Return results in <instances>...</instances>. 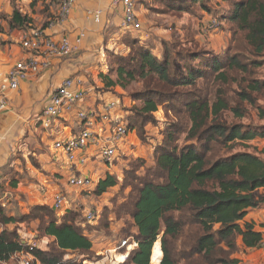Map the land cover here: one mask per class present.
<instances>
[{
    "label": "trees",
    "instance_id": "trees-1",
    "mask_svg": "<svg viewBox=\"0 0 264 264\" xmlns=\"http://www.w3.org/2000/svg\"><path fill=\"white\" fill-rule=\"evenodd\" d=\"M160 1L180 15L190 13L191 5L197 2ZM217 19L218 26L229 23L231 27L228 52L238 47L248 49L253 60L210 56L201 51L183 53L187 51L176 44V39H172L168 47L163 44L156 55L155 47L129 35L122 36L124 54H109V73L116 74L118 82L141 81L144 87L143 93L138 95L142 107L135 110L134 118L128 123L121 120L129 130L143 131L145 126L155 122L154 116L160 107L178 102L180 106L174 105L171 110L176 112L180 107L185 110L191 123L189 137L197 141V144L175 147L176 131H171L166 134L163 145L156 149L155 169L148 172L150 177L138 181L125 173L124 184L131 188L128 207L137 231L132 239L137 247L123 264H149L153 244L161 232L160 264H179L181 260L187 264H240L233 258L240 251L238 241L244 249L256 248L262 242V234L256 232L245 217L249 210L264 203V196L259 193L264 189V159L245 143L264 138V131L257 133L241 131L238 126L227 127L220 116L229 110L235 117L243 118L246 112L241 105L245 102L253 107L252 94L264 90V80L252 78L253 70L264 66V0H236L233 12ZM32 23L29 17L13 10L8 27L21 31L31 28ZM123 32L132 33L130 30ZM237 34H241L238 39ZM236 42H243V48L233 47ZM180 61L187 62L183 69ZM223 69L244 76L235 81L240 91L232 102L237 106L230 107L220 89L210 100L201 97L196 88L198 80L210 76H215L222 84L228 83ZM186 88L193 90L191 95L180 92ZM234 142L243 143L244 149L227 156L219 155ZM117 181L115 176L106 174L92 193L102 196L114 188ZM72 212L67 210L57 215L47 207L32 208L19 221L39 220L38 230L45 237L53 238V245L46 251L30 248L21 242L16 231L3 230L0 232V264L20 252L30 254L31 264H79L82 257L76 256L91 253L92 243L84 235L88 231L75 225L76 217ZM173 214L178 216L174 218ZM17 222L0 209V224ZM191 229L192 233L188 234ZM184 234L187 240L192 234L191 243L182 240ZM167 238L188 251H177Z\"/></svg>",
    "mask_w": 264,
    "mask_h": 264
},
{
    "label": "rangeland",
    "instance_id": "rangeland-1",
    "mask_svg": "<svg viewBox=\"0 0 264 264\" xmlns=\"http://www.w3.org/2000/svg\"><path fill=\"white\" fill-rule=\"evenodd\" d=\"M132 1L135 5V11L141 6L148 11L146 12L148 13V17L145 20L146 26L142 34L121 32L118 26L115 25L118 22V18L109 17L108 25L111 29L104 26L100 30L97 35L100 39L98 46L89 50H80L77 54L73 52L68 57L62 58L70 65V71L75 70V73L69 77L79 76L84 78L86 87L91 91L90 101L94 98L95 100L113 99L117 101L119 108L117 115L121 117L124 123H128L129 119H133L135 110L142 107L138 95L143 93L144 87L141 81L118 82L116 74L109 73V54L121 55L126 51L123 48L122 41L124 40L122 36H142L143 39L141 40L145 43H151V40H154L158 44L159 51L164 47L163 44L168 47L172 39H176V44H181V46H184L182 49L187 51H183V53L192 54L201 51L208 55L216 54L218 57L226 55L244 57L248 61L253 60L248 49L241 50L238 47L233 49L232 52H228L231 27L229 23H223L222 26H218L217 18L226 17L232 13L236 0H197L194 5H191V12L182 15L171 10V8H166L160 0ZM59 4V0H0V33L4 34L6 30L15 33V35L19 33L20 45V39L27 30L46 27L48 21L53 18L52 13L54 15L57 13ZM13 10L18 11L22 16L29 17L33 22L31 28L21 31L10 30L8 20ZM89 11L92 10L86 11V14ZM212 21H215L214 27L211 26ZM119 31V35L113 37ZM239 35L241 34H237L236 39H238ZM112 40H114V43L111 42ZM236 43L237 45L233 47L243 45V42ZM159 51L155 52V54L158 55ZM196 63L192 62V64ZM186 64V61H180L182 69ZM198 67L201 68V66ZM222 71L227 74L228 83L222 84L215 76H210L204 80H198L196 88L200 90L201 97H206L210 100L213 99L214 92L220 89L226 95L225 99L229 106H237L238 104L232 102L237 98L236 93L240 91L238 82L235 81L237 78H244V76L240 73L236 75L234 72H228L227 69ZM252 74L253 79L264 80V66L254 69ZM252 78L250 77V79ZM192 91L186 88L180 92L190 93L191 95ZM252 98L255 101L253 107L245 102L241 105L246 112L243 118H237L229 110H226L221 113L220 121L227 127L238 126L241 131L248 130L257 133L264 131V90L252 94ZM89 99L87 98V101ZM174 105L180 106L177 102L168 103L163 108L160 107L155 113V122L153 124L145 126L141 132L135 129L127 136L122 146L118 149L115 167L109 170L111 174L108 173L117 178V185L108 189L105 194L99 197L95 196L92 191L97 184L99 175H102L103 168L100 167V164L89 163L83 169L86 175L93 180V185L90 188L91 193H76L65 186L67 171L60 172L63 178L59 180L49 164L48 159L51 157L53 137L48 138L47 142L38 140L36 143L29 139L28 135L24 136L0 167V209L3 210L7 217L18 220L14 224H0V232L3 230L16 231L21 240L31 243L36 249H43L41 251L48 250L53 245V240L45 237L38 230L40 221H19V219L25 217L34 207L41 206L50 209L54 195L59 192H67L70 201L69 208L76 217L75 225L88 231L84 235L92 243L91 253L76 256V258L82 257L80 259L95 260L105 259L106 257L108 262L114 256L113 254L118 255V252H124L123 249H119L121 242L125 240L132 245L134 241L132 237L137 233L130 216V208L128 207L131 188L124 184L125 173L130 174L127 175L129 178H134L138 181L148 176L150 177L148 172L155 169L156 149L163 145L166 134L171 131H176L174 137L176 140L173 143L175 147L182 148L197 144L196 140L193 141L189 137L191 123L185 110L180 107L176 112L172 111L171 109L174 108ZM64 124L69 129L75 126L73 122H65ZM249 147L254 146L251 145ZM228 148L221 150L219 155L227 156L241 152L244 149V145L241 142H234L229 144ZM55 183H57L58 188L54 186ZM87 213L94 214L95 220L89 222L85 217ZM177 216V214H173L174 218ZM189 233H192V229L189 230ZM185 234H187V231H185ZM185 234V238H182V240L191 243L192 234L189 240H187ZM171 242L172 240L169 239V243ZM161 243L162 232L157 237L154 246L157 244L156 246L159 248ZM172 244L177 251L184 253L188 251L185 247L180 246L178 242H172ZM161 257L157 261H153L151 258L149 264H158ZM115 258L117 261L123 259L121 256H115ZM179 264L187 263L181 260Z\"/></svg>",
    "mask_w": 264,
    "mask_h": 264
},
{
    "label": "built area",
    "instance_id": "built-area-1",
    "mask_svg": "<svg viewBox=\"0 0 264 264\" xmlns=\"http://www.w3.org/2000/svg\"><path fill=\"white\" fill-rule=\"evenodd\" d=\"M59 1L57 13L48 21L45 28L30 29L22 35L20 46L25 51V56L14 64L0 83V112L7 108L5 96L7 91H17L20 81L48 69L52 59H62L74 52L75 46L71 45L66 36L51 33L54 28H61L64 25L74 6V0ZM111 6L121 7L122 29L137 31L140 28L132 0H111ZM87 15L94 23L99 24L102 12L92 10ZM211 26H215V21H212ZM82 38L81 33L76 43ZM87 95L88 88L83 77H67L51 92L44 108L35 119L38 126L49 131L53 137L50 160L57 168V175L62 179L60 172L67 171L65 186L76 193H91L93 180L83 171L89 163H98L103 168L98 180L106 173L111 174L109 170L115 167L118 149L133 132L117 115L119 109L116 100L97 99L90 106L86 104ZM65 122H73L75 126L69 129ZM69 206L67 192H59L54 195L50 209L55 214L62 215L70 210ZM85 217L89 222L95 220V215L91 213H87ZM21 242L35 248L23 239ZM136 247L134 241L131 245L123 240L119 249H123L124 252L113 254L114 259L111 257L108 262L106 257L95 260L82 259L79 264H123ZM262 250L264 258V245ZM115 256H121L123 260L117 261ZM31 263L30 254L20 252L3 264Z\"/></svg>",
    "mask_w": 264,
    "mask_h": 264
},
{
    "label": "crops",
    "instance_id": "crops-1",
    "mask_svg": "<svg viewBox=\"0 0 264 264\" xmlns=\"http://www.w3.org/2000/svg\"><path fill=\"white\" fill-rule=\"evenodd\" d=\"M90 9L102 12L99 25L94 23L86 14V11ZM146 12L148 11L143 9L142 6L138 10L136 9L140 28L137 31H131L132 33L137 35L143 33L146 26L145 20L148 17ZM109 17L118 18V22L114 23L123 32L124 29L122 30L121 28V7H112L111 0H74V6L64 25L61 28H54L51 33L66 36L70 40L71 45L75 46L74 53L77 54L80 50H89L99 45L100 39L97 35L104 26L109 28ZM120 31L113 37L119 35ZM7 32L6 30V33H0V83L14 64L25 56V51L19 45L20 34L15 35L13 32H8L7 34ZM81 33L83 38L79 43H76ZM138 38L143 39L142 36ZM111 42L114 43V40ZM149 44L155 47L154 53L159 51L156 41L151 40ZM69 67L70 65L64 59H52L48 69L41 71L38 75H33L20 81L17 91H7L5 93L7 108L0 112V167L24 136L28 135L29 139L36 143L38 140L47 142V139L51 137L50 132L41 129L35 119L44 108L51 92L64 79L75 73V70L70 71ZM90 97L91 91L88 89L87 98L89 99ZM87 98L86 104L90 106L96 101L95 98L93 99L94 101H90V99L87 101ZM245 145L248 147L253 145L254 147H251L252 151H255L257 155L264 159V138L254 139L245 143ZM249 151L251 152V150ZM48 161L53 168L54 174L60 180L56 173L57 168L51 163L50 157ZM54 186L58 188L57 183ZM259 193L264 196V189H260ZM245 221L252 223L254 230L262 234V242L256 248L244 249L239 240L238 247L240 251L233 255V258L237 259L240 264H264L262 250L264 245V203L256 209L249 210ZM49 239L54 241L51 237Z\"/></svg>",
    "mask_w": 264,
    "mask_h": 264
},
{
    "label": "bare ground",
    "instance_id": "bare-ground-1",
    "mask_svg": "<svg viewBox=\"0 0 264 264\" xmlns=\"http://www.w3.org/2000/svg\"><path fill=\"white\" fill-rule=\"evenodd\" d=\"M158 244V243H157ZM157 244H155V246L153 247V250H152V256H151V258H152V260L153 261H157V260H159L160 259V257H161V252L159 251V248L156 246ZM159 245V244H158ZM162 258V257H161ZM123 260V259H122ZM121 260V261H122ZM161 261V260H160ZM159 261V262H160ZM159 264V263H158Z\"/></svg>",
    "mask_w": 264,
    "mask_h": 264
},
{
    "label": "clouds",
    "instance_id": "clouds-1",
    "mask_svg": "<svg viewBox=\"0 0 264 264\" xmlns=\"http://www.w3.org/2000/svg\"><path fill=\"white\" fill-rule=\"evenodd\" d=\"M153 248V247H152ZM151 253H152V250H151ZM151 258V257H150Z\"/></svg>",
    "mask_w": 264,
    "mask_h": 264
}]
</instances>
